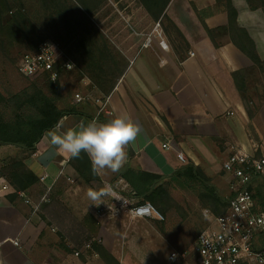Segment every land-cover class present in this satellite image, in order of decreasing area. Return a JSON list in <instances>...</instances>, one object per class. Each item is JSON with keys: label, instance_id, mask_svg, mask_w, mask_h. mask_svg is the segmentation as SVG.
<instances>
[{"label": "crops", "instance_id": "1", "mask_svg": "<svg viewBox=\"0 0 264 264\" xmlns=\"http://www.w3.org/2000/svg\"><path fill=\"white\" fill-rule=\"evenodd\" d=\"M230 2L236 11V24L229 27L220 0H170L165 15L187 45L175 51L159 24L128 59L102 111L113 118L127 114L141 128L137 139L127 146V160L118 172L105 169L96 175L99 182H83L74 188L69 184L71 178L82 181L69 164L70 159L52 146L48 131L43 134L24 163L37 178L46 174L44 181L38 180L22 195L12 194V188L0 194V264H104L92 248V241L101 244L120 264L122 248L118 242L123 239L109 232L106 225L119 221L121 216L135 218L120 213L101 220L94 211L95 215L86 213L85 218L71 216L69 225L56 218L60 214L53 209L54 202L59 201L65 211L70 206L83 208L89 201L87 189L82 202L71 193L81 186L89 188L93 182L110 185L113 193H133L120 175L127 167L170 178L182 164L191 162L211 178L222 171L221 161L232 148L254 149L247 134L249 123L254 121L247 115L241 94L251 77L264 83V7L258 1L252 3L255 8H250L247 0ZM159 29L156 40L154 33ZM147 37L150 42L144 46ZM160 39L166 48L159 45ZM233 39L244 42V49L255 53L261 66H256ZM76 109V113L58 121L63 122L62 131L76 127L81 120H97V105L78 104ZM255 121L264 125V103ZM163 143L169 148H163ZM178 152L185 161L178 160ZM49 191L52 200L43 201ZM109 197H104L100 205ZM15 240L17 245L13 244ZM83 240L86 243L82 246ZM80 244L81 254L75 255Z\"/></svg>", "mask_w": 264, "mask_h": 264}, {"label": "rangeland", "instance_id": "2", "mask_svg": "<svg viewBox=\"0 0 264 264\" xmlns=\"http://www.w3.org/2000/svg\"><path fill=\"white\" fill-rule=\"evenodd\" d=\"M7 2L11 10L9 13L19 12L23 16V24L20 29L22 34H16L11 39L7 55L4 56L0 51V92L4 96L24 89L31 91L37 88L53 97L58 108L76 107L85 103L95 104V99L103 97L95 80L115 78L119 70L128 64V59L137 53L146 34L155 28L156 23L160 24L168 43L175 51L185 47L166 15L157 21L153 20L137 0H7ZM159 32L160 29L154 33L156 40L159 39ZM43 40L56 42L62 54L61 59L67 57L75 64L70 70L60 69L59 78L54 82L45 74L24 76L18 70L21 57L34 50ZM103 43L104 46L107 44L109 54L104 51L100 57L98 53ZM49 82L58 84V93H50V87L47 85ZM77 94L83 97L84 101L77 102L75 98ZM241 99L248 111L247 115L254 121L249 123L247 134L252 141L251 146L255 145L256 153L259 154L264 151V125L255 121V118L259 106L264 103V83L256 76L251 77L242 89ZM3 146L9 147L0 149V164L8 157L25 156V153L15 146L2 145L0 148ZM210 177V184L225 200L227 185L223 172L219 170ZM78 181L71 178L69 184L74 188L83 184ZM0 183L7 182L0 176ZM90 186L96 190L103 187L97 182ZM86 187L81 186L71 194L82 202L85 200V190L89 189ZM167 189L169 200L168 210L163 214L164 221L129 219L120 215L119 221L106 225L109 232L118 234L123 239L118 242L122 248L121 252L119 251L120 264H168L167 256L172 250L190 249L196 235L206 227L207 220L203 217L202 210L214 212L208 205H202L198 194L201 190L199 185L188 187L184 184H170ZM51 192L46 194L47 201L52 200ZM42 193L44 194V190ZM79 194L81 195L78 196ZM91 203L89 200L83 208L70 206L71 211L68 209L67 213L68 210L61 209L59 201H56L53 209L60 214L56 217L59 221L63 220L62 222L69 224L71 216L85 218L86 213L95 215L94 211L101 205ZM97 218L108 220L109 215L103 214ZM81 243L83 246L86 242L83 240ZM82 246L80 244L74 254L77 252L80 255ZM108 264H113V261Z\"/></svg>", "mask_w": 264, "mask_h": 264}, {"label": "trees", "instance_id": "3", "mask_svg": "<svg viewBox=\"0 0 264 264\" xmlns=\"http://www.w3.org/2000/svg\"><path fill=\"white\" fill-rule=\"evenodd\" d=\"M220 1H222L223 8L228 16V26L236 24V11L230 0ZM254 1H258L264 7V0H247L250 8H255L252 5ZM137 2L153 20L157 21L159 18L165 17V8L170 0H137ZM9 12L11 10L7 0H0V51L4 56L8 53L13 36L21 33L20 29L23 24V16L19 12L14 14ZM78 20H80L79 17ZM171 24L175 34L180 36L186 46L187 44L176 26L172 22ZM206 30L211 36V31L207 28ZM232 41L250 57L256 66H261L255 53H250L244 49V42L235 39ZM246 41L252 46L253 43L249 38ZM101 47L98 53L100 57H102L104 51L109 54L106 43L105 46L103 43V47ZM125 68L126 66L119 70L115 78L95 80L103 98L113 90ZM47 85L50 87V93H58V84L49 82ZM76 112L75 106L58 108L53 97L47 95L41 89L35 88L31 91L24 89L9 96H4L0 92V146H15L25 153L23 158L8 157L0 164V176L11 186L13 189L12 194L17 195V192H25L38 181L37 176L26 166L24 160L34 152L35 145L46 131L55 127L63 116ZM111 119H113L112 116L103 112L97 115L99 122H107ZM69 164L82 182H99V178L92 174L91 161L86 153L82 152L79 159H70ZM120 175L128 182L132 192L139 197L140 201H149L162 214L168 210L169 193L167 187L170 184H184L188 187L195 184L199 185L201 190L198 194L202 205H208L216 215L222 213L225 207V200L218 194L216 188L210 184L209 178L191 162L182 164L170 178L130 167L125 168ZM91 246L105 263L108 264V262L113 261V264H118V261L101 244L92 241Z\"/></svg>", "mask_w": 264, "mask_h": 264}, {"label": "built area", "instance_id": "4", "mask_svg": "<svg viewBox=\"0 0 264 264\" xmlns=\"http://www.w3.org/2000/svg\"><path fill=\"white\" fill-rule=\"evenodd\" d=\"M158 25L156 23L155 28ZM149 42L147 37L144 46ZM159 45L167 47L162 39ZM61 57L56 42L43 40L21 57L18 70L24 76L45 74L54 82L59 78L60 69L70 70L75 65L69 58ZM75 98L77 102L84 101L78 94ZM105 100L106 97L94 100L98 112L104 111ZM162 147L169 148V144L163 143ZM256 151L255 147L252 151L234 147L222 160L221 169L227 185L222 213L216 215L210 210H202L206 227L196 235L190 249L172 250L167 256L168 264H264V153L257 154ZM177 158L185 161L179 152ZM45 177L46 174H42L38 180L43 182ZM10 188L9 184L0 183V194ZM124 188L125 184L119 186L120 190ZM114 196H110L95 213L99 216L125 213L130 218L164 221V215L152 203L140 201L134 193H114ZM42 199L46 200L45 197ZM13 244L17 245V241ZM173 254L175 259L171 258Z\"/></svg>", "mask_w": 264, "mask_h": 264}, {"label": "clouds", "instance_id": "5", "mask_svg": "<svg viewBox=\"0 0 264 264\" xmlns=\"http://www.w3.org/2000/svg\"><path fill=\"white\" fill-rule=\"evenodd\" d=\"M63 122L47 132L52 146L69 159H79L86 153L91 161L93 175H101L105 169L118 172L127 160V146L141 133L140 126L127 114L117 115L107 122L81 120L74 128L62 131ZM113 196V189L105 184L100 189L89 188L86 197L99 206L103 198ZM175 259V254L171 257Z\"/></svg>", "mask_w": 264, "mask_h": 264}]
</instances>
